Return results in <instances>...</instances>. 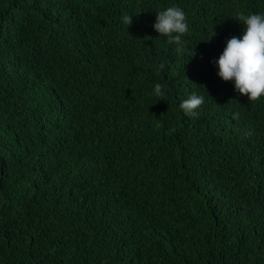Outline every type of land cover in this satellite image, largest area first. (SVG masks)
Listing matches in <instances>:
<instances>
[{
	"label": "trees",
	"instance_id": "16d2710c",
	"mask_svg": "<svg viewBox=\"0 0 264 264\" xmlns=\"http://www.w3.org/2000/svg\"><path fill=\"white\" fill-rule=\"evenodd\" d=\"M173 4L183 54L152 27ZM252 12L0 0V264H264V98L213 63Z\"/></svg>",
	"mask_w": 264,
	"mask_h": 264
},
{
	"label": "clouds",
	"instance_id": "9594fccd",
	"mask_svg": "<svg viewBox=\"0 0 264 264\" xmlns=\"http://www.w3.org/2000/svg\"><path fill=\"white\" fill-rule=\"evenodd\" d=\"M237 20L243 28L240 35L226 39L223 50L214 59L216 75L222 81H231L233 90L246 95L248 100H258L264 98V12L241 14ZM122 22L128 26L131 15H124ZM152 27L170 44H175L178 53H184L189 25L181 7L173 4L156 13ZM154 94L159 98L164 96L162 84L154 85ZM203 103L204 96L193 93L179 106L186 115L197 116Z\"/></svg>",
	"mask_w": 264,
	"mask_h": 264
}]
</instances>
